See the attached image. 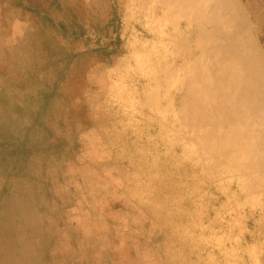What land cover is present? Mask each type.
I'll return each instance as SVG.
<instances>
[{
    "label": "rangeland",
    "instance_id": "374dc122",
    "mask_svg": "<svg viewBox=\"0 0 264 264\" xmlns=\"http://www.w3.org/2000/svg\"><path fill=\"white\" fill-rule=\"evenodd\" d=\"M118 1L120 43L93 30L83 37L84 48L120 45L121 53L88 74L83 101L94 125L56 159L63 189L78 198L58 225L66 230L55 236L31 174L6 175L0 163V264H264V150L251 142L261 140L255 121L264 122V0L237 3L251 43L225 0H130L129 12V0ZM180 12L189 28L170 20ZM26 24L20 36L0 29V62L21 57ZM229 45L240 55L259 49L250 55L258 75L242 71L250 93L233 100L220 68ZM222 101L229 117L215 110ZM4 115L0 109V124ZM227 121L251 129L246 150Z\"/></svg>",
    "mask_w": 264,
    "mask_h": 264
},
{
    "label": "trees",
    "instance_id": "16d2710c",
    "mask_svg": "<svg viewBox=\"0 0 264 264\" xmlns=\"http://www.w3.org/2000/svg\"><path fill=\"white\" fill-rule=\"evenodd\" d=\"M11 12L20 17L7 26L2 18ZM119 12L118 0H0V29L9 30L7 36L22 35L26 22L30 24L25 44L21 46L23 36L14 45L21 46V57L0 62V109L5 113L0 124L1 168L6 175L31 174L40 209L53 227H59L78 201L63 189L56 159L94 125L83 101L87 76L114 64L121 53L120 45L111 52L84 48L83 37L93 30L108 38L116 35L119 44ZM10 89L34 91L36 97L19 100L13 93L9 100ZM65 230L55 228V236Z\"/></svg>",
    "mask_w": 264,
    "mask_h": 264
},
{
    "label": "bare ground",
    "instance_id": "6f19581e",
    "mask_svg": "<svg viewBox=\"0 0 264 264\" xmlns=\"http://www.w3.org/2000/svg\"><path fill=\"white\" fill-rule=\"evenodd\" d=\"M228 3L231 4H235L237 7V11L241 14V27H242V31L245 33L246 35V40L251 43V33H250V28L246 19V16L242 10V8L237 4L238 0H225ZM129 4H127V8L126 10L129 12L130 11V4L132 3L130 0L128 2ZM133 5V4H132ZM181 7L182 4L180 5ZM170 20L174 23V24H178V23H184L185 21L187 22V27L188 23H189V19L186 16L185 13H176L174 15H172L170 17ZM179 24V25H180ZM253 43V42H252ZM199 46V45H198ZM199 48V47H198ZM245 53V54H244ZM252 54H256L259 55V49L256 45H254V47H252L249 51L244 50V52L240 55L237 52V49L235 47V45H229L227 49H225L222 53V57L220 58V60L222 61L220 64V68L225 72H223V76L224 79H228L229 81V85L230 86H234V90L229 94V98L230 100H233L234 97L238 94L241 93L244 96H248V94L250 93V91L248 90L249 84H251V82L242 74V71L244 69V67H247L249 70H251V75L250 78L254 79L257 74V65L251 60L250 55ZM178 53H174L173 57L174 60L176 59ZM261 69L259 71L264 72V60L262 58H260V62H259ZM253 68L255 70V73L253 71ZM212 71V70H211ZM238 88V89H237ZM222 96V95H221ZM227 97V95H226ZM216 98V97H215ZM228 101V99H226ZM229 100V102H230ZM218 103V102H217ZM226 102H221L217 105H215V110L224 113L227 117H229L228 114V110L227 107L225 105ZM237 103V101L235 102V104ZM238 105V104H236ZM251 113V112H250ZM248 121L250 122L249 118ZM261 119L255 121V123L260 126L263 127L261 129H257L259 131L261 140H258L257 142L251 141V139L254 138V134L252 133L251 129H249L248 133H243L239 130H237L236 128H234L231 124V122H224V128L225 131L230 134L231 136H233V138L236 137H240L241 140L238 141V139L236 140L235 145H237L236 147L241 151L243 148L244 150L247 149V145H244V139L247 140L248 142L251 141L254 145L257 146L259 151H263L264 150V122ZM208 122H206L205 124H207ZM215 123V122H213ZM208 125V124H207ZM212 125H216L217 124H212ZM218 140V139H217ZM218 142V141H217ZM219 144L222 146L221 142L219 141ZM251 145V144H250ZM220 146V147H221ZM264 165V161L259 163ZM257 180V179H255ZM76 190V189H75ZM77 191V190H76ZM75 191V192H76ZM57 192V190H56ZM80 193V192H79ZM86 196V195H85ZM79 197V196H78ZM88 198V197H87ZM71 199V198H70ZM70 202V200H69ZM69 207V206H68ZM263 208L260 210V214L264 216V214L262 213ZM64 212V211H63ZM66 213V211H65ZM62 214V213H61ZM49 219V218H48ZM47 219V220H48ZM50 220V219H49ZM61 220V219H59ZM51 222V221H50ZM54 225V224H53ZM58 228V227H55ZM71 230V229H70ZM73 231V230H72ZM55 232V231H54ZM75 232V231H74ZM73 232V233H74ZM119 236V235H118ZM66 239V238H65ZM71 239V238H70ZM54 240V239H53ZM77 240V239H76ZM60 242L62 243V241L60 240ZM66 242V240H65ZM67 243V242H66ZM75 243V242H74ZM88 245V244H87ZM55 246V244H54ZM60 246V245H59ZM57 247V246H56ZM89 247V246H88ZM87 247V248H88ZM59 248V247H58ZM90 253H87V255ZM34 264V263H33Z\"/></svg>",
    "mask_w": 264,
    "mask_h": 264
}]
</instances>
